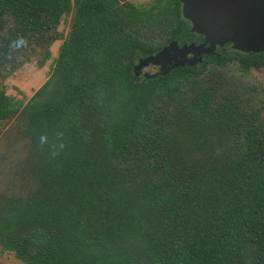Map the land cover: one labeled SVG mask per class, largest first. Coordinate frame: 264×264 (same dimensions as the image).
Segmentation results:
<instances>
[{
	"label": "trees",
	"instance_id": "1",
	"mask_svg": "<svg viewBox=\"0 0 264 264\" xmlns=\"http://www.w3.org/2000/svg\"><path fill=\"white\" fill-rule=\"evenodd\" d=\"M68 17L69 32L50 76L24 112L31 144L42 158V187L50 182L43 195L60 192L71 222L84 223L77 234L125 203L126 215L109 225L111 241L92 243L74 233L73 243L102 249V257L89 264H264V133L247 127L244 150L227 173L206 176L208 186L198 189L190 167L184 168L189 181L173 166L177 153L164 126L170 97L200 78L207 65L264 69V53L216 49L194 67L144 79L132 71L138 59L172 41H202L190 32L177 0L143 6L125 0H0V67L12 71L34 48L60 39L57 27ZM19 106L0 87V123ZM176 107L204 142L205 130L214 135L236 114L230 103L213 104L203 91ZM12 203L24 211L33 205ZM1 227V248L23 264H78L37 225L24 237ZM245 244L254 252L242 263Z\"/></svg>",
	"mask_w": 264,
	"mask_h": 264
},
{
	"label": "rangeland",
	"instance_id": "2",
	"mask_svg": "<svg viewBox=\"0 0 264 264\" xmlns=\"http://www.w3.org/2000/svg\"><path fill=\"white\" fill-rule=\"evenodd\" d=\"M125 1L143 6L152 0ZM57 32L60 39L46 48H34L33 52L18 60L19 65L12 71L8 65L0 67L1 89L6 96L20 102L15 114L0 123V225L4 230L20 237L28 234L30 225H37L56 240V249L65 256L78 264H89L102 257V249L98 245L88 250L82 243H73L74 233L77 239H88L92 243L111 241L109 225L112 219L118 214L126 215L127 211L125 203L119 201V205L109 216L96 218L86 232L83 230V233L77 234L76 228L82 231L84 223L71 222L62 206L63 196L60 192L54 198L43 195V191L50 187V182L42 187L43 175L38 169L42 158L39 160V152L31 144L24 107L31 95L50 76L59 47L69 32V17L61 21ZM154 72L150 66L141 71L149 76ZM200 91L206 93L211 103H230L236 112L233 121L215 128L214 135L203 130L207 136L205 142L199 132L197 136L191 132L194 124L186 122L188 117L180 107H176L184 103L186 105ZM169 103L164 114V126L170 135L171 152L177 153V158L172 161L173 166L183 173V180L190 181L184 169L187 165L192 169V177L197 179L198 189L206 188V176L213 178L217 173H227L228 165L236 160L237 154L243 152L242 138L247 127H256L258 133H264V69L243 70L236 63L224 67L209 64L200 78L179 86ZM165 161L169 164L171 158L165 157ZM56 198L57 202L54 201ZM13 200L32 201L33 205L30 210L24 211L25 208L15 206ZM243 246L242 263L249 261L254 252V247L250 244ZM0 264L23 263L12 252L5 251L0 246Z\"/></svg>",
	"mask_w": 264,
	"mask_h": 264
},
{
	"label": "water",
	"instance_id": "3",
	"mask_svg": "<svg viewBox=\"0 0 264 264\" xmlns=\"http://www.w3.org/2000/svg\"><path fill=\"white\" fill-rule=\"evenodd\" d=\"M181 17L190 32L202 37L200 44L179 46L172 41L153 55L138 59L132 71L144 79L163 76L176 68L194 67L202 56L215 55L216 48L240 53H264V0H177ZM157 66L153 75L141 73Z\"/></svg>",
	"mask_w": 264,
	"mask_h": 264
},
{
	"label": "flooded vegetation",
	"instance_id": "4",
	"mask_svg": "<svg viewBox=\"0 0 264 264\" xmlns=\"http://www.w3.org/2000/svg\"><path fill=\"white\" fill-rule=\"evenodd\" d=\"M190 26V25H189ZM202 38V37H201ZM203 41V40H202ZM202 41L200 42V43H202ZM200 43H198V44H200ZM190 44H193V43H190ZM186 45H188V44H186ZM195 45H197V44H195ZM181 46V45H180ZM216 49H219V48H216ZM221 50V49H220ZM150 67H152L154 70H155V72L154 73H156L157 71H158V67L157 66H152V65H149ZM149 66H147V67H149Z\"/></svg>",
	"mask_w": 264,
	"mask_h": 264
}]
</instances>
